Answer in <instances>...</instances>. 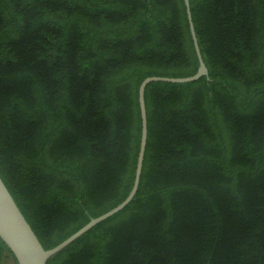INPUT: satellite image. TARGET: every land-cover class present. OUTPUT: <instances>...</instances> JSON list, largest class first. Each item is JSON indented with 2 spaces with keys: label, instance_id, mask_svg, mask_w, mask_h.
Wrapping results in <instances>:
<instances>
[{
  "label": "trees",
  "instance_id": "16d2710c",
  "mask_svg": "<svg viewBox=\"0 0 264 264\" xmlns=\"http://www.w3.org/2000/svg\"><path fill=\"white\" fill-rule=\"evenodd\" d=\"M189 1L208 76L148 83L137 192L47 264H264V0ZM198 65L184 0H0V176L45 248L130 192L144 78Z\"/></svg>",
  "mask_w": 264,
  "mask_h": 264
},
{
  "label": "water",
  "instance_id": "95a60500",
  "mask_svg": "<svg viewBox=\"0 0 264 264\" xmlns=\"http://www.w3.org/2000/svg\"><path fill=\"white\" fill-rule=\"evenodd\" d=\"M184 1L187 9V16L195 50L199 60V65L197 71L189 76L175 77L152 75L147 76L141 82L139 86V104L142 119L140 148L133 186L123 201H121L118 205L111 208L110 210L100 214L99 216L91 218L84 226L79 228L77 231L72 233L70 236H68L66 239H64L54 247L45 248L41 243L40 239L38 238L37 234L33 230L32 226L24 216L20 207L16 203L14 197L12 196L2 177L0 176V237L13 251L19 264H47V261L50 257L65 248L73 240H75L81 234L89 230L95 224L99 223L100 221L108 218L109 216L124 208L134 197L140 182L148 134L147 112L145 103L146 86L152 81L188 82L196 80L201 76H208L209 74L207 65L203 59L201 49L198 43V38L190 9V1Z\"/></svg>",
  "mask_w": 264,
  "mask_h": 264
}]
</instances>
